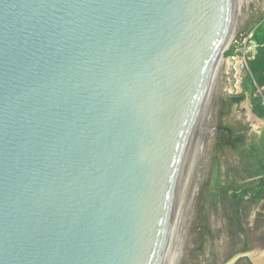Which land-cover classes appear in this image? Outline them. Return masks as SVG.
I'll use <instances>...</instances> for the list:
<instances>
[{
    "label": "water",
    "instance_id": "obj_1",
    "mask_svg": "<svg viewBox=\"0 0 264 264\" xmlns=\"http://www.w3.org/2000/svg\"><path fill=\"white\" fill-rule=\"evenodd\" d=\"M246 6L0 0V264H178Z\"/></svg>",
    "mask_w": 264,
    "mask_h": 264
},
{
    "label": "rangeland",
    "instance_id": "obj_2",
    "mask_svg": "<svg viewBox=\"0 0 264 264\" xmlns=\"http://www.w3.org/2000/svg\"><path fill=\"white\" fill-rule=\"evenodd\" d=\"M263 26L264 0H252L236 34V36L243 34V38L248 39L247 46L242 48L249 51L252 56L251 71L246 86L249 94L256 92L257 85L264 84V48L259 47L255 39L256 32ZM222 63L218 84L223 89L220 94L216 93L215 99V101L219 100L217 126L226 127L231 132L224 133L226 130H222L223 133L216 132L217 139L212 151V161L210 158L209 174L196 202V218L188 231L190 248L180 264H228V262L259 264L254 256L264 253V247L243 251L248 245L255 246L262 243L264 201L252 205L250 213L246 201L248 198L243 197L244 192L238 191L239 195H243V200L238 203L234 188L230 190L227 198L216 193L218 188L212 189L213 184L219 186V179L225 186L239 185L244 188L264 160V133H260V130H264V121L247 113L250 107L248 103L228 104L226 107L222 104L223 101L228 102L231 96L229 92L224 91L225 85L228 86V76L227 65L225 64L222 69ZM223 108L225 115L220 117ZM235 130L242 136L238 145L239 155L234 154L229 147L230 137ZM216 161H219L217 167Z\"/></svg>",
    "mask_w": 264,
    "mask_h": 264
},
{
    "label": "trees",
    "instance_id": "obj_3",
    "mask_svg": "<svg viewBox=\"0 0 264 264\" xmlns=\"http://www.w3.org/2000/svg\"><path fill=\"white\" fill-rule=\"evenodd\" d=\"M255 39L259 44V47H263L264 48V26L256 32L255 35ZM252 62V61H251ZM257 71V70H256ZM263 82V80H262ZM264 87V84L260 85ZM254 95V93H253ZM246 99L245 94L243 95H231L229 97V101H223V106L226 107V105H233V104H240L242 103L244 100ZM254 102H256V104L254 105V112L261 118H264V105L262 103V100L259 97H254ZM225 115V111L224 108L220 111V117H223ZM226 133V132H224ZM242 138V136L240 135V133L238 131H234L233 132V136H232V142H231V147L234 150V152L238 153L239 152V143H240V139ZM221 141V140H219ZM218 166L219 161H216ZM219 186L216 187L215 184H213L212 189L216 190V188H218V192H216L217 194H221L224 198H227L229 195V192L232 188H234V195L236 197V200L238 203H241V201L243 200L242 198H248L246 201L248 203V209L249 212L251 213V208L252 205H255L256 203H258L261 200H264V160L262 161V163L260 164V166L255 170V173L250 177V181L248 183V185H245V187H241L238 185L236 187H229V186H225L222 184V182L219 179L218 182ZM244 192V196L243 195H239L238 191ZM243 196V197H242ZM262 243L261 244H256L258 246L264 247V233L261 237ZM252 246H246L243 251H247L251 248Z\"/></svg>",
    "mask_w": 264,
    "mask_h": 264
},
{
    "label": "built area",
    "instance_id": "obj_4",
    "mask_svg": "<svg viewBox=\"0 0 264 264\" xmlns=\"http://www.w3.org/2000/svg\"><path fill=\"white\" fill-rule=\"evenodd\" d=\"M247 43L248 39L243 38V34L236 36L223 53L222 69L226 64L228 76V86L226 87L224 82V91L231 95H243L247 92L246 86L249 81L252 60L250 52L242 48V46L246 47ZM254 95L260 97L264 105V87L257 85Z\"/></svg>",
    "mask_w": 264,
    "mask_h": 264
},
{
    "label": "bare ground",
    "instance_id": "obj_5",
    "mask_svg": "<svg viewBox=\"0 0 264 264\" xmlns=\"http://www.w3.org/2000/svg\"><path fill=\"white\" fill-rule=\"evenodd\" d=\"M251 2H252V0H247L246 10H248L250 8ZM222 62H223V59H220V63H219V66H218V71H217L216 76H215V84L217 86V92L216 93H218V94H220L222 92V89H223V87H221L218 84L219 72H220V67H221V63ZM218 108H219V100L217 99L215 101V105H214V112H213L211 130H210V134H209V138H208V142H207V147H206L205 156H204V160H203V168H202V172H201V176H200V180H199V185H198L196 196H195V200H194L192 219H191L188 231H189L190 227L192 226V224H193V222H194V220L196 218V210H195L196 202L198 200L199 193H200L204 183L207 180V176H208L209 170H210V155L212 154L213 147H214V144H215L216 139H217L216 128L218 127L217 126V111H218ZM188 231H187V234H186L183 246H182V250H181V254H180V258H179L178 264H180V262L182 261V258L184 257L185 253L190 248V235H189ZM254 259H256V261L259 264L260 263L264 264V253L255 254Z\"/></svg>",
    "mask_w": 264,
    "mask_h": 264
},
{
    "label": "crops",
    "instance_id": "obj_6",
    "mask_svg": "<svg viewBox=\"0 0 264 264\" xmlns=\"http://www.w3.org/2000/svg\"><path fill=\"white\" fill-rule=\"evenodd\" d=\"M245 96H246V99L242 102V103H248L249 105H250V107H249V109H248V111H247V113L249 114V115H254L255 116V118L256 119H259V120H261V121H264V118H261V117H259L255 112H254V110H253V108H254V105L256 104V102H254V97H255V95H253L252 93L251 94H249L248 92H246L245 93ZM242 103H240V104H242ZM251 111V112H250ZM264 133V130L262 129V130H260V133ZM230 148H231V150L234 152V150L232 149V147L231 146H229ZM234 154H236V155H239V152L238 153H236V152H234ZM253 175V174H252ZM242 186H240V188H241ZM241 191V190H240ZM262 201H264V200H261V201H259L258 203H261ZM258 248V247H260V248H262L261 246H258V245H255V246H252L249 250H251V249H253V248ZM248 251V250H247Z\"/></svg>",
    "mask_w": 264,
    "mask_h": 264
},
{
    "label": "flooded vegetation",
    "instance_id": "obj_7",
    "mask_svg": "<svg viewBox=\"0 0 264 264\" xmlns=\"http://www.w3.org/2000/svg\"><path fill=\"white\" fill-rule=\"evenodd\" d=\"M225 129H223V130H226V133H227V131H229V132H231V130L230 129H227L226 127H224ZM221 133H223V131L221 130ZM233 136V135H232ZM232 136L230 137V140L232 139ZM231 142H232V140H231Z\"/></svg>",
    "mask_w": 264,
    "mask_h": 264
}]
</instances>
